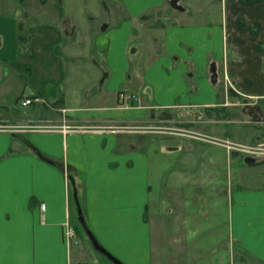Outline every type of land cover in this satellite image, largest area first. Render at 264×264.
Returning <instances> with one entry per match:
<instances>
[{
	"label": "crops",
	"instance_id": "obj_1",
	"mask_svg": "<svg viewBox=\"0 0 264 264\" xmlns=\"http://www.w3.org/2000/svg\"><path fill=\"white\" fill-rule=\"evenodd\" d=\"M12 1L19 6L14 13ZM48 1L0 0V125L9 128L0 129V264H115L94 247L79 205L98 241L125 264H264V182L233 190L223 204L195 203L182 195L180 183H200V170L177 169L175 186L159 181L147 135L135 125L159 107L172 113L213 108L219 95V82L211 79L213 61L221 70L223 63L241 66L234 74L239 86L262 94L264 0H243L242 9L224 0L225 29L196 15L188 22L195 13L190 0H182L185 11L167 9V0H109L106 17L86 29L87 44L79 43L100 56L97 72L87 79L77 69L79 78L72 76L81 84L72 82L71 95L89 103L33 121L12 110L14 98L34 103L46 94L56 108L63 90L59 96L49 89L58 80L64 84L62 59L90 62L76 47L80 28L74 17L43 8ZM239 11L246 25L237 29L233 14ZM234 32L241 34L237 60L222 35ZM133 83L137 93L122 95L123 86ZM145 98L149 104H138ZM198 204L199 213L210 212L188 220L186 211ZM68 225L78 241L68 243ZM91 249L97 254L87 262Z\"/></svg>",
	"mask_w": 264,
	"mask_h": 264
},
{
	"label": "rangeland",
	"instance_id": "obj_2",
	"mask_svg": "<svg viewBox=\"0 0 264 264\" xmlns=\"http://www.w3.org/2000/svg\"><path fill=\"white\" fill-rule=\"evenodd\" d=\"M108 4L109 0H49L47 2V5L43 8L67 12L74 17L80 28L77 33L79 41H77L78 45L76 47L79 51H81V57L90 59V62H86V64L83 62L72 64L67 63L66 58L62 59V63L59 65V73L62 74L63 79L65 78L64 81H62L64 84H60L59 81L61 80H58L55 84L51 85L45 83L44 81V87L46 86L48 88L50 85L49 92H58L60 96L59 90H63L61 98L58 99V104H55L56 108L52 105L53 98L44 94L45 96H43L42 100L28 105H23L22 102L19 101L20 98H14L12 103L13 111H16L22 116L35 118L33 121H39L37 119L41 115H66L67 110L64 111L62 107L69 105H87L89 103V100L85 96L77 98L75 94L74 96L71 95L70 90L74 89L75 85L76 88H78L81 84V79L78 81L72 80V76L79 78V73L76 71L77 69L81 71L83 70L87 75V79H91L93 74L97 72L96 66L100 61V56H98L92 49L87 51L88 47L81 46L79 43L83 40L84 44H87L85 38L86 29L98 26L100 21L106 17ZM187 4L189 5V2H187ZM223 4H225L224 0H190L189 6L193 11H195V13L189 8L192 13L188 22H190V20H195L194 15H196L202 19L208 18L209 21H220L219 23L221 25L224 24L225 29L227 27V20L224 15L226 7L224 8ZM234 5L235 7L242 9L247 5V2L243 0H235ZM15 9H19V6L16 1H12L9 12L14 13ZM233 16L237 29L242 25H246L242 19L243 17L241 11L233 14ZM120 18L124 17H121L120 15ZM238 23H240V25H238ZM159 28L156 27V31ZM237 33L238 32L222 34L224 35V38H226L224 40L225 44L228 43L227 40H229L231 51H233L231 52V56L233 55L232 60L234 58L235 60L239 58L238 54L234 52L236 49L238 50L241 47L239 40H236L238 39V35L241 34ZM82 34L84 35L83 39H81ZM223 51L225 52V56H227L226 47H224ZM89 54L90 56H88ZM240 62L241 61H238V63ZM234 64L232 62H228L221 65L223 68L221 71H223L222 73L224 74L222 75L221 73L222 76L219 84H217L219 95L213 108L207 110V107H196V109L195 107H189L188 110L180 112L179 110L174 111V113H171L173 116L169 118L167 113L163 112L166 108L159 107L156 109L154 117H152L153 112L149 111L144 120L140 119L138 123H135V125H137V130L140 132L143 131V134L147 135L149 140L147 148L149 150V154L151 155L152 169L154 175L158 174V176H160L159 181L165 178L168 184L175 186V184H178L177 182L179 181L177 177V169L189 171L195 168L200 170L202 178L198 179H201L202 183L200 182L196 185H191L186 182L179 183L181 185L183 196L190 198L195 203H204V206L207 205V207H209L212 202H219V204H223L226 200H230L232 191L242 187L243 185L248 183L258 184L264 182L263 145H261V149L257 150L258 161L254 164L247 163L244 156L248 153L246 151L248 146L246 147L245 144L248 145L247 142H250L248 132L255 129L248 123L242 122L245 117L242 114L241 105L230 104L232 103L230 87L233 86L234 88L239 89L242 93L245 92L241 86H239V84L241 85L242 80L239 79L240 77L234 75L237 74L236 72L240 70L241 66H235ZM40 67L41 66H38L36 69L38 70V76L42 72ZM233 68H235V70ZM74 81H76V84L71 86ZM230 84H232V86ZM122 89L129 95L133 94V92L137 93L138 84L133 83L132 85H124ZM42 90L44 91V89ZM47 92L48 90L44 93ZM233 101L242 102V96H236ZM94 102V99L90 100V103ZM146 102L149 104L145 98L139 100L138 104H144ZM186 108L187 107L184 109ZM196 110L200 111L196 112ZM175 112H177V114ZM229 117H234V119H236L235 123H231L229 121ZM1 125L3 126L4 124ZM59 127L60 126L58 125H35V129L56 130L60 129ZM0 129L8 130L9 128L2 127ZM169 146L179 148L166 150L165 147ZM233 146L235 148H233ZM210 172H212V174L216 173V175L214 177H210V175H207V173ZM174 194L177 195L178 193L176 194L173 192V195ZM198 206L199 204L197 205V209H188L185 215L184 211L181 216H186L188 220H191L194 216L204 219L205 215L210 212V209H204V213H199ZM224 210L225 209L223 208L219 209L221 216H224L222 215ZM193 212H196V214H193ZM169 233H171V231L168 232V234ZM73 241H78L76 235H74L73 239H71V242ZM71 242L70 240L68 241V243ZM81 246L82 244L77 245V247ZM93 251L89 252L87 250L88 253L87 255L85 254V260L87 262L96 256L97 253Z\"/></svg>",
	"mask_w": 264,
	"mask_h": 264
},
{
	"label": "flooded vegetation",
	"instance_id": "obj_3",
	"mask_svg": "<svg viewBox=\"0 0 264 264\" xmlns=\"http://www.w3.org/2000/svg\"><path fill=\"white\" fill-rule=\"evenodd\" d=\"M179 5L181 6V8L177 7ZM167 9L185 11L187 8L183 4L182 0H179L177 2L173 0H167ZM214 67L215 69L213 70ZM210 69H211L212 81L215 83L219 82L221 76L224 74L222 73L223 71H221L219 66L214 61L211 63ZM214 76L216 77L215 78L216 80H214ZM230 85L232 86V84ZM262 87H263L262 94H254V93L251 94L250 92L242 93L239 89L234 88L233 86L230 87V93L232 96V103L230 104L231 105H241V111L245 117L242 120V122L248 123L250 126H253L252 128L255 129V130H250V132H248L250 142H247L248 145L245 144L246 147L248 146V149L246 150L248 153L245 154L244 156L245 158L248 156H252L256 158V161L254 163L258 161V155H257L258 151L257 150L261 149L260 148L261 145H263L262 149H264V85H262ZM122 95L126 96V93ZM236 96L238 97L242 96V102L233 101V99H235ZM178 110L179 112L182 111L181 108H177L174 111H178ZM164 113L171 114L172 113L171 107H167L164 110ZM172 116L173 115H171V117ZM229 121L231 123L232 122L235 123L236 119H234V117L232 118L229 117ZM233 148L235 147L233 146Z\"/></svg>",
	"mask_w": 264,
	"mask_h": 264
},
{
	"label": "water",
	"instance_id": "obj_4",
	"mask_svg": "<svg viewBox=\"0 0 264 264\" xmlns=\"http://www.w3.org/2000/svg\"><path fill=\"white\" fill-rule=\"evenodd\" d=\"M175 2L179 1V0H173ZM179 8H181V6H177ZM215 69V67L213 68V70ZM216 77L214 76V80ZM179 147H172V146H169L167 147L168 150H174V149H178ZM245 161L247 163H253L256 161V158L252 157V156H248L245 158ZM75 197H76V200L78 201V194H77V191L75 189ZM78 204H79V201H78ZM79 220L80 222L82 223L86 233L88 234L89 238L91 239L94 247L100 251L101 253L105 254L110 260H112L115 264H125L124 262H122L119 258H117L116 256H114L112 253H110L99 241L98 239L96 238V236L94 235V233L91 231V229L89 228L87 222H86V219L82 213V209L79 205Z\"/></svg>",
	"mask_w": 264,
	"mask_h": 264
},
{
	"label": "built area",
	"instance_id": "obj_5",
	"mask_svg": "<svg viewBox=\"0 0 264 264\" xmlns=\"http://www.w3.org/2000/svg\"><path fill=\"white\" fill-rule=\"evenodd\" d=\"M33 101H34V98L27 97V98H25V99L22 101V104H23V105H28V104L32 103ZM2 127H4V126L0 125V128H2ZM42 207H43V209H44L45 204H42ZM74 235H76V232H75L74 227L71 226V225H68V226L66 227V236H67V240H68V241L70 240V242H71V239H73Z\"/></svg>",
	"mask_w": 264,
	"mask_h": 264
},
{
	"label": "trees",
	"instance_id": "obj_6",
	"mask_svg": "<svg viewBox=\"0 0 264 264\" xmlns=\"http://www.w3.org/2000/svg\"><path fill=\"white\" fill-rule=\"evenodd\" d=\"M168 115V117L170 116L171 117V114H167ZM82 225V224H81ZM82 227H83V225H82ZM84 228V227H83Z\"/></svg>",
	"mask_w": 264,
	"mask_h": 264
}]
</instances>
